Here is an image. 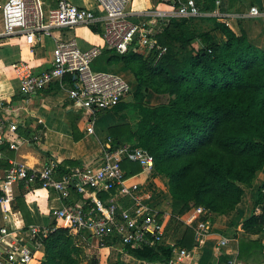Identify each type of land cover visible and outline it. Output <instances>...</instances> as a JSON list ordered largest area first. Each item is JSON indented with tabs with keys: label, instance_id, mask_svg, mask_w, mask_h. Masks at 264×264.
<instances>
[{
	"label": "trees",
	"instance_id": "trees-1",
	"mask_svg": "<svg viewBox=\"0 0 264 264\" xmlns=\"http://www.w3.org/2000/svg\"><path fill=\"white\" fill-rule=\"evenodd\" d=\"M195 1L201 11L211 12L213 0ZM213 32H221L226 41L217 42ZM156 38L167 48L161 59L155 53L140 54L137 43L125 55L103 50L108 66L125 65L139 84L134 102L114 109L119 114L132 108L138 121L121 128L124 132L114 141L140 147L153 156V177L169 181L173 218L198 207L216 218H229L242 203L245 190L254 188L264 171V51L216 17L161 23ZM67 77L73 84L74 76ZM143 89L168 97L169 102L149 107L145 103L148 91ZM122 167L127 176L141 171L130 161ZM57 172L70 171L58 167ZM32 224L27 218V229ZM57 224L53 221L49 228ZM240 227L243 236L232 234L239 240L240 258L248 264H264V181L257 188L250 217ZM43 230L37 238L45 252L43 264H82L86 260V249L91 246L84 243L87 234L75 238L68 229L48 234ZM193 235L188 229L181 247L191 249ZM246 236L260 238L253 241ZM116 244L118 240L106 246ZM120 247L140 263L170 264L171 249Z\"/></svg>",
	"mask_w": 264,
	"mask_h": 264
},
{
	"label": "built area",
	"instance_id": "built-area-1",
	"mask_svg": "<svg viewBox=\"0 0 264 264\" xmlns=\"http://www.w3.org/2000/svg\"><path fill=\"white\" fill-rule=\"evenodd\" d=\"M102 14L93 9L79 7L69 0H59L55 7H49L47 0H0V46L2 40L23 39L32 53L46 39L54 41V57L50 70L36 76L25 63L13 66L21 82L20 91L33 95L52 84L65 85L67 75L74 76L70 92L73 105L93 115L112 111L131 93L129 82L112 72L93 71V65L103 55V50L127 54L135 43L138 52L144 55L157 54L161 59L167 48L156 38L158 26L171 20L196 19L205 14L195 0H161L169 9H157L139 13H129L133 0H94ZM3 2H5L3 4ZM249 16L260 19L264 29V13L257 7L250 10ZM100 26L103 30L105 47L94 46L82 50L76 39L64 41L54 36L55 30H74L78 27ZM2 106L3 103L0 102ZM7 125L0 117V142ZM16 124L9 126L10 134H16ZM95 123H90L88 133H94ZM10 149L18 150L31 140L8 139ZM40 143L38 136L32 139ZM103 162L94 169L75 168L60 175L53 163L43 169H33L13 162L0 173V264H41L38 255L43 246L37 242L41 228L28 229L14 216L11 203L14 186L24 185L53 192L60 201L70 200L73 191L87 199L76 206L64 205L53 210V218L58 222L53 229L43 228L48 234L59 228L68 229L72 235L88 234L98 241L101 247L118 240L117 246H130L142 249L146 246L163 247L172 250L170 264H195L203 257L206 243L214 236L209 221L210 212L195 208L193 215L184 223L194 230L196 246L185 249L178 243L169 241L163 212L159 205L162 196L153 177L155 161L144 149L116 143L108 138L102 145ZM126 161L138 164L141 171L127 176L123 169ZM145 177L144 183L138 181ZM106 196V199H103ZM202 216L195 224L191 217ZM181 217H179L180 219ZM20 224V225H19ZM239 234L234 231V234ZM238 238L234 235H217L214 252L216 264H246L239 253Z\"/></svg>",
	"mask_w": 264,
	"mask_h": 264
},
{
	"label": "crops",
	"instance_id": "crops-1",
	"mask_svg": "<svg viewBox=\"0 0 264 264\" xmlns=\"http://www.w3.org/2000/svg\"><path fill=\"white\" fill-rule=\"evenodd\" d=\"M47 1L49 7H55L59 0ZM69 1L76 6L87 7L93 9L98 14H102L101 9L96 6L94 0ZM253 7L259 8L264 13V0H213L211 12L203 13L205 14L204 17H216L223 22L225 21L237 36L244 35L252 46L264 51V29L262 22L260 19L249 16L250 10ZM157 9H169V7L161 0H133L128 11L129 13H139ZM85 28L92 29V34L98 32L103 39V30L100 26H81L78 29L67 30V32L55 30L54 36L64 41L76 39L82 50H88L94 46L105 47V43L100 42V39L97 42L95 41V37L92 38L89 35L88 38L87 34H81L82 30H86ZM1 29L0 16V31ZM212 36L219 43L226 41V37L221 32H213ZM52 41L46 39L37 47L36 52L32 53L23 39L2 40L3 45L0 46V102L3 105H0V117L7 127L2 132L4 139L0 142V173H4L13 162L26 163L33 169H43L46 165L53 163L56 168L59 167L67 171L75 168L94 170L103 162L102 145L106 140L108 138L114 140L117 134L124 132L121 128L132 126L138 121V115L132 108L119 114L112 110L97 115L78 110L74 107L70 97L72 84L68 77L65 80L64 86L52 84L36 94L24 95L20 91L21 82L17 78L13 66L20 62L25 63L31 67L36 76L44 74L50 70L53 62L55 47L54 41L53 43ZM100 59L103 61L98 65L102 69L100 71L111 72L109 69L116 67V65L108 66L102 56ZM105 67L108 70H105ZM129 74L133 76V80L130 78L132 90L130 95L123 100L122 104L133 103L134 94L136 91H139L136 77L132 72H129ZM142 91H148L145 95V103L149 107L161 106L157 100H161L163 96L156 95L152 90L143 89ZM155 102H158V105H152ZM92 122L95 123L94 133L89 134L87 131ZM12 123L18 126L14 135L9 132V126ZM35 136L40 138V143L32 140ZM18 138L31 141L21 145L18 150H11L8 139ZM31 164L34 167H31ZM138 181L144 183L145 177L139 178ZM263 181L264 171L258 176L254 188L245 190L242 203L231 217L216 218L213 215L209 217L214 236L208 239L203 257L196 260L195 264H216L214 262V252L217 235H232L234 234L233 231H236L239 233L238 236H243L240 226L250 217L257 198V188ZM155 184L159 188V191H161L159 196H162V203L159 207L164 214L163 221L166 224L169 241L181 243L185 240L187 230L191 229L194 234L193 246L189 250H192L196 246L195 233L192 228L184 223L189 216L193 215L192 211L180 219L173 218V199L170 194L168 179L158 177ZM11 194L13 198V202L11 203L12 210L14 216L21 221L20 224H24L27 228V218H30L33 222L30 227L35 225L41 229L49 228L50 224L56 221L52 215L53 210L60 209L64 205L76 206L87 199L85 196L72 193L69 201L62 202L53 192L41 190L37 187L29 190L24 185L14 186ZM103 197V199H106V196ZM191 219L197 224L203 220V217L193 216ZM1 224L2 220L0 217ZM78 235H73V237L76 238ZM246 237L253 241L260 238L259 236ZM87 238L88 240H84V243L88 242L91 246L86 250H92L94 251L92 252L94 255L97 254V257L103 256L106 262H110L109 256L116 250V247H101L97 240L92 239L89 235ZM237 244L239 246V240ZM39 254L45 256L44 248L40 250ZM120 260L122 264H143L124 254L121 247L118 249L117 257L113 259L111 264H117ZM105 261H101L100 263L99 260V263L104 264Z\"/></svg>",
	"mask_w": 264,
	"mask_h": 264
},
{
	"label": "rangeland",
	"instance_id": "rangeland-1",
	"mask_svg": "<svg viewBox=\"0 0 264 264\" xmlns=\"http://www.w3.org/2000/svg\"><path fill=\"white\" fill-rule=\"evenodd\" d=\"M5 2H3V4H4ZM78 29V28H77ZM86 30H82L81 32V34H87L88 35V38H89V35L90 36H92V38L93 37H95V41H99V39H100V42L102 41V43H104L103 42V39L101 38V36H100V34L98 33V32H94L95 34H92L93 32H91L92 31V29H90V28H85ZM67 30L68 29H64V30H60V31H63V32H67ZM77 31V30H76ZM74 33V32H73ZM78 34V33H77ZM79 34H80V32H79ZM49 41H52V39H48ZM52 43H53V41H52ZM103 46V45H102ZM85 51V50H84ZM101 60V59H100ZM103 61L101 60V61H97V63H96V65L94 64L93 65V71L94 72H99L100 70H102L101 68H99L98 67V65H100L101 63H102ZM105 70H108L106 67H105ZM109 71H111V72H115V73H117V74H119L120 76H122L123 78H125L127 81H129V84H130V86H131V90H132V82L130 81V78L133 80V76H131V74H129V72H131V70L130 69H128V68H126V66L125 65H119V66H116V67H111L110 69H109ZM129 71V72H128ZM132 96V95H131ZM130 96V97H131ZM158 102H155V103H152V105H158V104H161V105H164V104H167L168 102H169V99H168V97H163L161 100L159 99V100H157ZM158 103V104H157ZM158 106H160V105H158ZM132 117V116H131ZM171 236H173V235H171ZM76 238H78V237H76ZM91 243V242H90ZM96 244H97V242H96ZM95 244V245H96ZM96 247H97V245H96ZM95 248V247H94ZM120 247L119 246H117L116 247V250H114L112 253H111V255L109 256L110 258H109V260H110V262L109 261H105L104 259H103V256H99V257H97L96 255L97 254H93L92 252H94V251H92V250H89V251H87L86 250V252H85V257L84 258H86V260L82 263V264H91V263H93L92 261H94V260H96V261H99L100 260V263H101V261H105V263L104 264H111L112 262H113V259L114 258H116L117 257V252H118V249H119ZM38 260L40 261V262H42L41 264H43V262L45 261V256L44 255H41V254H39L38 255Z\"/></svg>",
	"mask_w": 264,
	"mask_h": 264
},
{
	"label": "bare ground",
	"instance_id": "bare-ground-1",
	"mask_svg": "<svg viewBox=\"0 0 264 264\" xmlns=\"http://www.w3.org/2000/svg\"><path fill=\"white\" fill-rule=\"evenodd\" d=\"M21 163H22V162H21ZM22 164H24V165L30 167V165H28V164H26V163H22ZM31 167H34V166L32 165Z\"/></svg>",
	"mask_w": 264,
	"mask_h": 264
}]
</instances>
